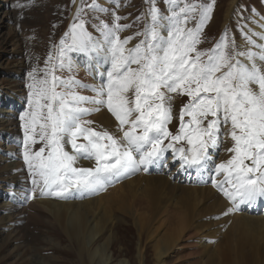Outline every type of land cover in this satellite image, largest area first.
<instances>
[{
	"label": "snow or ice",
	"instance_id": "snow-or-ice-1",
	"mask_svg": "<svg viewBox=\"0 0 264 264\" xmlns=\"http://www.w3.org/2000/svg\"><path fill=\"white\" fill-rule=\"evenodd\" d=\"M168 2L174 9L166 35L153 6L144 39L131 48L127 45L132 37L119 35L130 27L119 23L121 17L114 16L111 26L101 21L97 30L102 39H98L79 19L84 9L78 8L79 23L65 33L70 43L61 39L57 62L50 66L46 62L43 70L29 73L28 109L20 115L23 159L32 184L29 198L36 193L60 199L73 192L97 194L141 169L147 171L171 149L179 155L181 167L209 172L213 187L231 205L222 215L264 199V45L245 35L247 43L260 51H238L225 30L213 49L200 51L197 46L215 0L207 6ZM197 11L195 27H188ZM71 51L105 53L109 66L99 86L58 74L72 71L67 59ZM52 60L50 54L48 61ZM81 87L95 96L80 95L75 89ZM176 96H186L188 102L180 108L174 134L168 126L174 119ZM102 107L115 118L121 135L90 127L93 121L85 117ZM224 136L232 141L227 149L232 155L212 165L213 151ZM181 142L187 147L175 146ZM68 145L71 151L66 150ZM81 159L92 160L95 166L77 167ZM221 175L223 179L216 178Z\"/></svg>",
	"mask_w": 264,
	"mask_h": 264
},
{
	"label": "rangeland",
	"instance_id": "rangeland-1",
	"mask_svg": "<svg viewBox=\"0 0 264 264\" xmlns=\"http://www.w3.org/2000/svg\"><path fill=\"white\" fill-rule=\"evenodd\" d=\"M176 2L182 7L185 0ZM186 2L207 6L213 0ZM93 3L95 9L89 7ZM77 5L84 9L79 19L85 21L87 31L98 39H102L97 30L101 21L111 26L114 16L121 17L119 23L130 26L119 33L121 39L132 37L127 45L129 48L144 39L142 33L151 24L153 6L158 10L162 31L169 24L174 9L168 0H0V264H157L154 246L169 228L173 212L180 209V199L186 192L184 187L188 186L185 181L173 182L172 177L171 182L147 184L140 179L141 172L146 176L159 173H152L148 166L147 171L141 169L97 194L73 192L68 199H60L36 193L35 198H29L32 196V184L23 159L20 120V115L28 109L29 73L34 68L43 70L46 62L48 66L57 62L55 57L61 39L70 43L71 38H65V33L73 23H79ZM198 19L199 11L188 27H195ZM263 19L264 0H235L233 3L232 0H215L211 17L203 28L202 42L197 47L208 52L227 30L229 39L235 41L236 50L241 51L242 42H247L245 35L248 36L250 25H258ZM50 54L52 61H48ZM92 56L98 57L99 54L93 53ZM71 58L89 60V55L71 51L67 53V59L71 61ZM58 74L68 77L65 73ZM99 82L102 83V79ZM187 102L186 96H176L173 101L174 119L168 127L174 134L180 124V108ZM101 110L107 115V122L98 123L86 116L85 119L93 121L90 127L121 135L112 114L106 107ZM11 113L15 116L12 114L9 120ZM222 140L214 157L218 163L224 161L227 149L232 147V141L228 145L227 136ZM79 142L84 141L81 139ZM168 142L165 140V144ZM175 146L187 147V144L181 142ZM66 150L71 151L70 145ZM173 154L169 149L156 168H161ZM76 166L94 167L95 162L81 159ZM176 166L178 162L175 159L169 171ZM131 179L140 181H134L136 184L127 189V195L122 198L110 195L114 193H111L113 188ZM204 182L205 186L211 183L207 177H204ZM146 185L151 186L149 205L143 204L142 200ZM214 199L212 194L190 210L186 226L170 245L161 264H175L176 259L177 264H225L222 258L209 257L230 230L231 217L222 215L225 211L201 213ZM45 200L51 204L65 202L66 211L60 208L54 214L44 205ZM89 203L96 204L92 212L87 209ZM78 208L87 211V224L81 232L71 224V214ZM98 222L100 224L94 230ZM228 238L230 246H238L234 233ZM253 256H256L253 264H264V250Z\"/></svg>",
	"mask_w": 264,
	"mask_h": 264
},
{
	"label": "bare ground",
	"instance_id": "bare-ground-1",
	"mask_svg": "<svg viewBox=\"0 0 264 264\" xmlns=\"http://www.w3.org/2000/svg\"><path fill=\"white\" fill-rule=\"evenodd\" d=\"M234 1L235 0H232V3ZM165 29L166 27H164L162 31V34L164 35L166 34ZM260 35H264V19L260 20L258 25L251 24L248 29V36L251 37L253 41H255V44L264 45V39H261ZM242 44L243 45L240 47L242 48L240 49L241 51H246L249 48L256 52L260 51L259 48H256L253 45L248 44L247 42H242ZM98 54V57H94L92 56V54H87L89 55V60L86 59L79 61L77 59L71 58L72 71L68 72L67 70H65L63 73L67 74L68 76L74 77L76 80L80 81L81 84L99 86L101 82L98 83V81L102 79V75L106 74V69L109 65L104 60L105 53L101 51ZM75 90L83 96H95L93 95L92 91L88 88L81 87ZM86 106L90 107V105ZM12 114L13 113L8 115L9 120L11 119ZM13 115L15 116V114ZM90 118L98 123H104V121L107 122V115L105 114L104 110H100L99 112H93L90 115ZM223 138H225V136ZM227 138L229 139L228 145H230L231 140L229 137ZM227 153L228 154L226 155V158L223 162L227 161L232 155V153L230 152ZM216 155V150H214L213 160L211 162L212 165H215L219 162L214 160V157ZM169 159L159 169L156 168V165L159 164L158 162L149 165L150 171H152V173L155 171H158L159 173L148 174L146 176L141 172L140 175V179L145 181L147 184L155 182L167 183V181H170L172 177H174L172 179L173 182L185 181L188 184V186L184 187V189L186 190L185 196L180 199V209L173 212L169 228L162 234V237L156 242L154 246V251L156 252V257L158 261L157 264L162 263L164 257L168 253L167 250L169 249L170 245L178 239L180 233L187 224V218L192 208H194L196 205H200V203H202L204 199L211 197L212 194L215 195V199L212 202L208 203L201 213L207 214L212 212L219 214L221 212L226 211L231 206L229 201L223 196V194L219 192L215 187H213L212 183H210L209 186L204 185L206 183L204 182V177H207L208 181L210 179L209 172L204 170L198 171L194 167H181V161L179 159V155L177 154H173V156ZM175 159L176 162H178V166H176L173 171H169ZM16 169L18 171H21V169L17 167ZM216 178L223 179V176L221 175ZM140 179H131L123 184L116 186L112 189L111 192L114 193L110 195H113V198L124 197L129 191L127 189L129 187H132L133 184H136V182L134 181L139 182ZM150 188V185H146L143 189V204L146 203L147 205H149L147 201L148 196L151 192ZM44 205L46 206V208H48L49 211L52 210L54 214L58 212L60 208L62 211H66V207L64 206L65 202L51 204L45 200ZM87 205V209H89L91 212L92 209L96 206V204L93 206L92 203H89ZM50 207L52 208L49 209ZM86 212L85 210L83 211L78 208L73 212V214H71V224L74 229L79 232H81L87 224ZM226 217H231L230 230L216 244V246L214 247L215 253H212L209 258H222L226 261L225 264H253V261L256 257L253 255H255L259 250H264V199L258 200L251 207L243 206L242 210L235 211L227 215ZM99 224L100 222H98L94 228L99 226ZM94 230H97V228ZM233 233L235 234V237L238 241V246L236 247L230 246V239L228 238V236ZM231 252H233L234 254ZM175 264H177V259L175 260Z\"/></svg>",
	"mask_w": 264,
	"mask_h": 264
}]
</instances>
